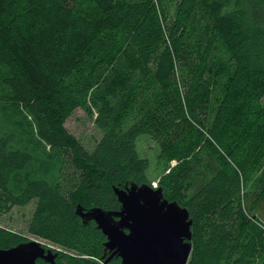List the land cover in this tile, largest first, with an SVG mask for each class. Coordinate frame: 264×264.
Listing matches in <instances>:
<instances>
[{
    "label": "trees",
    "instance_id": "16d2710c",
    "mask_svg": "<svg viewBox=\"0 0 264 264\" xmlns=\"http://www.w3.org/2000/svg\"><path fill=\"white\" fill-rule=\"evenodd\" d=\"M142 135L193 222L187 264H264V0H0V215L36 200L30 231L92 264L103 236L75 210L147 183Z\"/></svg>",
    "mask_w": 264,
    "mask_h": 264
},
{
    "label": "water",
    "instance_id": "95a60500",
    "mask_svg": "<svg viewBox=\"0 0 264 264\" xmlns=\"http://www.w3.org/2000/svg\"><path fill=\"white\" fill-rule=\"evenodd\" d=\"M119 212L77 206L82 224L93 221L107 238L104 248L118 254L121 264H187L192 250V220L187 209L164 199L160 188L131 183L112 187ZM119 217L113 223L112 217ZM128 230L125 234L123 230ZM57 253L35 241L0 249V264H56ZM108 260L104 262L107 264Z\"/></svg>",
    "mask_w": 264,
    "mask_h": 264
},
{
    "label": "rangeland",
    "instance_id": "374dc122",
    "mask_svg": "<svg viewBox=\"0 0 264 264\" xmlns=\"http://www.w3.org/2000/svg\"><path fill=\"white\" fill-rule=\"evenodd\" d=\"M64 127L89 151L94 148L101 138V133L95 127L93 118L89 117L82 109H76L66 120ZM136 149L139 156L148 162L146 184L157 188L158 179L166 170V164L160 156L157 144L149 136L142 135L136 140ZM35 204L36 200H32L26 205L14 206L8 212L2 213L0 215V226L20 235L24 242H39L42 247L51 248L60 255L68 254L66 248L45 240L30 231L29 224L35 211ZM88 260L95 264H104L101 259L89 258Z\"/></svg>",
    "mask_w": 264,
    "mask_h": 264
},
{
    "label": "flooded vegetation",
    "instance_id": "af4514ba",
    "mask_svg": "<svg viewBox=\"0 0 264 264\" xmlns=\"http://www.w3.org/2000/svg\"><path fill=\"white\" fill-rule=\"evenodd\" d=\"M115 199H116V197H115ZM116 201H117V199H116ZM120 210H121V205L118 203V201H117V207H116V209H113V210H106L105 209V211H108V212H119ZM79 220H80V222H82V220L80 218H79ZM112 221H113V223L118 222L119 221V217L113 216L112 217ZM86 225H93L95 227V229L97 231H99L101 233V235L103 236V241H102V254L100 255V259L103 260L104 262L106 260H108V263L107 264H121V258L118 256V254L114 253V250L110 251V250L104 248V244L107 242V238H106V236H104L102 234V232L100 230H98L96 228L95 222L89 221V222H86V224L84 226H86ZM123 232L125 234H128V230H126V229H124ZM45 249H47V248H45ZM53 253H57V256L55 258V263L58 264L59 262H61V263L64 264V262L62 261L63 259L61 258V255L58 252H54L53 251ZM36 263L37 264H43V263L44 264H48V263H45L43 260H40V259L37 260ZM92 264H95V263H92Z\"/></svg>",
    "mask_w": 264,
    "mask_h": 264
}]
</instances>
